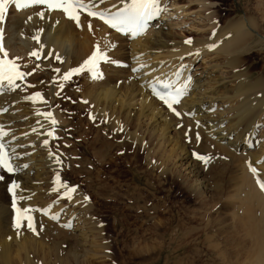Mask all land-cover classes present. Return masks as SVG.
Here are the masks:
<instances>
[{
    "label": "bare ground",
    "instance_id": "bare-ground-1",
    "mask_svg": "<svg viewBox=\"0 0 264 264\" xmlns=\"http://www.w3.org/2000/svg\"><path fill=\"white\" fill-rule=\"evenodd\" d=\"M174 1L176 2V0ZM191 1L199 2L200 5H202L204 8L207 7L208 5L213 4L212 0H191ZM21 2H23V0H21ZM86 2H90L91 4H93L95 10H101L107 12V11H114L118 8H123L125 7L126 4L131 3V0H102V2L101 0H86ZM163 2L164 0H158L159 9L163 8ZM175 2L173 3V5L175 4ZM10 6L13 14L12 15L6 14L5 21L3 23H0V28L3 29V41H2L3 48L8 52V54L10 55L13 54L12 57L16 59H19L21 56L24 57V55L26 56L33 52H37L39 54V58H37V56H34L36 57V59L31 58L29 60L30 62L36 61L35 65H38L39 63L38 60L44 62V58L47 55L49 56L48 59L57 56V60L58 58L61 59L62 60L61 63L63 64L60 68H56V70L50 75L52 79L56 78L57 75H59L60 77V74H63V72L66 74L72 69L80 68L82 65H84L85 61H87L92 56L97 46H99L100 50L107 55L108 59L104 60V62L106 61V66L103 65L102 62L99 64L100 61H98L97 63V68L99 66L105 68V70H103L102 73V70H100L101 68L99 67V71L97 72L96 75L97 78L98 77H102V78L101 79L99 78V82L96 81L97 83L95 82L94 84H91L92 83L91 82L90 83L91 87L89 86L90 88L86 87L87 88L86 89L82 86L83 87L82 93H84V97L87 100V102L91 103L92 106H94L93 107L94 112L95 110H97L96 114L98 116H96L97 117L96 119H99L100 117V119L102 118L103 119L102 121L105 122L106 128L105 129L102 128V130L106 131L110 129V132L111 131L114 132L113 131L114 128L117 127L115 132L117 131L119 135L120 134L127 135L126 136L127 138L118 142L117 140L115 141V139L114 140L111 139L114 138V136L109 137V134L111 133L106 134L105 132H104L105 134L103 135H96L95 137H92L93 140L91 143L94 145V147L92 148L91 143H90L91 145L90 144L88 145L89 147L91 146L90 148H92L91 149L92 151L94 150L96 152V155L100 157L99 158L100 160L105 161L110 156L112 157L111 160H113L116 154L119 156L122 155L127 159L128 155L132 153L131 154L132 161L138 164L137 160L140 163L141 161L140 156L146 153L145 155L146 162L142 164L150 165L152 168L156 170V172L159 173V175L158 174L157 175L161 176L163 180H165L166 174L168 173L166 164L170 163L171 161L173 162L172 160L173 158L174 160L177 159V161L180 162L181 166L186 165V169L189 170V173H192V176L195 178L196 181L199 178V176L202 175L203 169L200 166L201 164L199 163L200 160H198L196 156L197 154L192 153L191 151L186 149V147L183 146V143L181 142V139L183 137L189 138V139L187 138V140L183 138L186 141L190 140V138L191 139L193 138V143L194 141H196V139H194L195 137L198 138L199 136H201L203 140L204 138H206V140L208 139L207 140L208 144L204 143L203 141L202 142L207 147L212 146V148L211 147L209 148V151L210 149H213L215 147L214 148L215 150L218 149L220 151L223 150L227 152L230 156L238 155L237 152L240 150H242L241 152H244L242 157H241L242 153L241 154L239 153L240 161L242 159L243 161L242 166L243 164L244 166L242 169H239L242 170V173L240 174L239 177H237L240 182L238 190H240L241 194L243 195L241 196L242 198L240 199H242L243 201L242 203L244 205V209L248 218L254 219L255 222L254 233L258 238V249L253 259L254 263L251 262L249 264H264V244H262L264 242L263 241L261 242L262 238H264V234H262L264 228H262V225H260L261 227L258 226V223L263 224L262 222H264V192L257 188L255 182L256 178L264 182V167H263L264 157H262L261 154L253 156V154L246 151L247 148L251 146V140L249 139V137H246L249 135V133L246 136H242L241 135L242 131H239L237 129V127L242 122L241 119L242 115L240 116V114L242 113H239L240 109L236 108L238 110L237 111L238 113L233 115L235 116V118L234 117L233 118L236 120H234L235 122L231 124L232 121L231 119L230 121L231 126L229 123H227V125L229 124V127L223 125V123L225 122H223L222 118H219L214 123L213 122L208 123L209 122L208 121L207 122L208 124L206 126H203L205 125V123H203L202 125L201 121L204 119V116L202 115L203 114L202 108L204 107V105H202L203 104L202 102L204 100L203 98H198L197 96L196 99L193 97L192 94L194 93L193 91H191V88L194 85V82H192L193 84L190 85L189 81L187 79H185L184 81L183 79L184 77L177 72L178 70L177 68L179 64H181L179 62L180 56H182L183 54L187 55V53H191V56L193 58L197 55L199 56L200 53H206L207 52L206 50L209 49L210 51L211 49L215 50L216 57L220 56L225 58L227 56L228 58H231V59L226 58L227 60L225 59L226 64H228L229 68L235 67L232 65L234 64V60L236 59V57L237 56L239 57L241 53L247 52L248 50L253 48L251 43L254 41L253 38L254 35L257 37V39L259 36H261L259 41L255 42L256 44L260 45L261 43H264V35L262 34L257 35L253 33V28L256 27L255 22H253L249 18L243 19L242 17H239L237 19H230L224 25L221 24L217 25V21L215 20V17H213L210 19V23L214 27V29L211 34L212 35L211 38L209 37L210 40L209 41L206 40L207 42H205L204 40H196V42H193L192 44H188V43L182 44L183 41L171 42L170 39H172L173 37H171V34L168 33L167 35H164V37H166L165 41L161 40L162 39L161 37H158L160 40L155 43L157 44L156 45L157 47L155 46V50L157 52L166 50L167 45H170L168 46L169 50H166V53L168 54L165 55L167 57V60L164 61V65L161 67L157 66L158 68H156L155 66V69L153 70L152 73L150 72L148 73V75L146 74L148 76V77L145 76V78L147 77L146 80L141 79L139 82V80L134 79L132 80V84L130 87H127L126 84H125L126 86L124 87V85L120 86V84L119 86H117L116 81L117 79H119V77L125 76V73L128 72L126 62L122 64H118L117 62L118 60L126 59L125 50L123 49L121 43L120 45H118L119 44L118 41H120L121 38L123 39L126 37H123L115 32H111V30H109L108 27L105 26L99 19L90 17L82 12L80 14L79 26H77V23L74 20L69 19L63 11L47 9L48 8L47 4H32L22 9H17L14 3L11 4ZM160 11H159V15H160ZM41 13L43 14L42 16ZM212 16L213 14H211V17ZM57 20H58V24H55ZM159 20H160L159 17H157V21L148 25L150 26L154 24L156 25L158 24ZM89 25H91V27H89ZM159 25H161V23H159L158 26ZM160 29L161 28H159L158 30ZM108 34L109 36H107ZM142 34L143 33H141L140 31H138L137 34H135V36L131 34L130 37H133L135 39V41L132 42L133 43L137 42L139 45V42H141V39L144 37L142 36ZM18 35H19V42L18 41L17 42L19 43V45L17 46L18 43H16L15 46H13V42H14L13 39H15V37L17 38ZM36 36L39 37V41L34 39V37ZM0 58H3L2 52H0ZM157 58L158 56H154V60ZM51 61H53V59H51ZM43 66H45V64L41 63L40 68ZM166 67H172V68H168L167 69L168 71H165L164 68ZM38 68L37 67L34 69L29 67L19 68L21 72L26 73L27 75H25L23 79L17 80L15 82L17 86L19 85L20 81H22L23 83L24 82L28 83V86L29 88H31V90H26L27 93L29 92L33 93L35 91L34 92L35 94L39 92L43 97L42 100L39 99L33 100L32 97L35 96V94L33 96L26 97L27 98L26 100L29 103L28 108L30 111L28 112V114L31 115L30 116L31 119L29 120V123L26 127V129L27 128L28 129L27 130L25 129V131H23L22 136L26 134L25 136L26 137L30 136L31 140L33 138V141L35 139H38L37 141L35 140L37 144V145L35 144L36 148L30 150V153H28L29 151L27 152L26 150H24L22 147L25 140L24 141L22 140L19 141L16 139L13 140L10 131L7 129V127L6 128L4 127L3 121L0 120V131L7 133L6 136H0V144L4 145V151L8 153L10 157V163L15 169L14 172L11 173L8 172L9 174L15 173L14 178L11 179L9 178L11 180L10 183H8L10 184L9 188L13 183L19 185V187L15 189V200L17 201L19 208L33 209L30 215L33 218V227L35 228V231H32L31 229L28 228L26 220L22 222V226L20 228H17L15 226L16 218L18 214L15 211V209H12L11 207L13 205L14 197H13V193L9 191L10 202H8V204H0V264H30L32 262L33 257L34 258L36 256L39 257V255H41V260L49 259L50 257H55L52 256L54 254L52 246L57 247L58 244L48 245L46 241L48 239H51L50 236L52 234H56V232L58 231L57 229H60L62 227L63 228L68 227V229H70L69 233L70 235H73L72 237L74 238V242H72L71 240L70 241L71 243H74L72 245H74L75 248L73 247L74 248L73 250L70 249V251H67L68 253H66L65 257L64 258L61 257L62 259H60V257L59 259L56 257L57 260H54L55 262L59 263L60 261V262H64L65 264H69L71 260L70 258L72 257L74 258L73 261L76 262L75 264H96V263L104 262L103 259H105L106 256L108 257V255L104 254L105 256H102L101 254L104 253L102 249L103 246L107 243L102 242L103 239L102 241H100L101 237L98 238V236H101L99 230H92L97 232H94L95 236L93 238L91 237L92 239L90 240L89 244H86L87 236L84 237L86 232L83 233L81 231L83 234H79V233L74 234L73 232H71L80 229L77 227L78 223H82L83 225H85L83 229H87L90 231V228L93 225L90 224L91 222L89 220L87 211H90L91 208L88 204L85 203L84 195H81L82 192L81 193L80 191L78 192L77 189H75V191L72 192L70 195L66 194L68 192V189L74 187L73 185L68 184L67 180L64 181L62 180L63 174L59 173V171L57 173V169L59 168V165H61V163L56 161L61 157H59L57 154L55 155V153H53V150L50 148L49 145L50 143H54L53 140L56 138V135H58V133L62 135L63 131H65V128H67V125L64 123L65 120L59 116L58 111H55L51 108L47 109V107H50L51 103H48V106H46V103L43 101L46 98H49L48 99L49 102H52L53 99L55 98V95H57L58 93L57 90L59 89L60 85L56 88V90L50 89L49 92L47 91L43 92L47 84L46 80L48 78V74H45L43 70H38ZM152 68H154V66ZM57 69L59 71H57ZM172 69L174 70L171 72V74L170 73L168 74L167 72L171 71ZM84 71L86 72L85 75H89L90 77H92L91 81H93L96 78V77L94 78L93 72L88 70V68H85ZM129 72L130 75L128 77L132 75V70H129ZM234 75L236 77L234 79L235 80L239 79V80L235 81L236 83L232 88L231 94L227 93L228 86L226 83H223L221 85V89H222L221 91H224L222 92L224 94L222 95L223 102L229 98L231 99L241 94L245 95L248 92L260 93L261 96H264L263 79H255L253 82H247L244 78H238L240 76L239 74L236 73ZM231 76L234 77L233 75ZM84 77L85 76L81 78ZM62 78H64V75L62 76ZM165 81H170L172 83L173 88L181 85H183L185 88V93L184 96L182 97L183 101L181 100L176 106L173 105V108L176 110V112L180 113L179 116H177L176 112L172 111V109H170L168 105L164 103L163 100L155 98L153 95L158 83ZM83 85L86 86L85 83H83ZM68 86L69 85H67V88ZM4 88L13 89L14 87L8 85L7 82H4ZM186 89L188 91H186ZM74 92H76V90L73 91V94H75ZM82 93L80 92V94ZM2 98L4 99V96L3 97L0 96V102H2L1 101L3 100ZM14 98L16 99V97ZM6 99H8V97H6ZM12 100L11 102H9V104L13 103ZM19 100L16 101L19 102ZM21 100H23V98ZM187 100L188 102H186ZM5 104H7V102H3V105L0 106V116H1V111L5 108ZM255 104L256 101L253 100L252 105L254 106ZM15 105L16 104L12 105L13 109L16 107L24 108L23 103L22 104L19 103V105L17 106ZM39 105H41V107H39L40 110L33 112L32 108L34 106H39ZM162 108L167 109L166 112H164L165 114L161 113ZM23 110L24 109H22V111ZM25 112L27 113V110ZM49 112L52 113L51 118L47 117L46 115ZM16 116L18 117V115ZM20 116L22 115L20 114ZM230 117L232 118V116ZM11 118L13 119V116ZM53 118L57 121L56 124H51L52 123L51 120ZM5 120H9V119H4V121ZM226 122H229V120L227 119ZM68 125L70 124L68 123ZM172 126H174V129L176 126V129H180V130H175L174 135L170 137L169 129ZM75 127L77 128V126ZM131 128L132 130H130ZM247 129H249V131L252 133L250 128ZM82 130L80 134L82 133ZM68 131L70 133V130ZM40 132H42V134ZM49 132H53L54 135L53 136L48 135ZM75 134L77 135V133ZM210 139H214V140H210ZM45 141H47V143H45ZM64 141L65 143L66 142L69 143L68 139L63 140V142ZM154 141H156L155 145L152 146ZM166 143H168L167 146L169 145L168 149L167 147H165ZM142 144L144 145L143 148H142ZM95 147H97L96 150ZM262 150L263 151L261 152L259 151V152L264 153V149ZM93 153L94 152L90 154ZM152 156H156L155 162L151 161ZM249 164H254L255 169H257L256 174L250 173L248 171L247 167L249 166ZM120 166L121 168H124V170L119 171V173L121 174L125 172L131 173V177L128 183H124L123 185L117 175L113 176L110 171L107 173L108 169H105L104 166H100L98 172H100V174H102L105 177L104 179L106 180V182H111L110 183L111 186L106 185L108 184L106 182H105L106 184L101 185L102 187L103 186L105 187L104 190L109 188L110 191L118 190L120 192L122 186H125L128 190L127 192L128 193L127 196L129 197L128 199L130 200L128 203L131 204L132 207H134V209L140 214L139 215L140 217L144 216L145 218H147L148 221H151L155 216H157V214L165 213L168 209V206L166 205L165 201L164 202L160 201L162 202L161 204L153 203L154 199L157 198L156 193L161 191L162 189L158 185L153 186L154 180L152 179V177L148 176L147 178H145L146 185L140 187L139 179L141 176L138 174L140 171H136L134 168H132L131 164L121 163ZM145 171L146 169L142 170V172ZM260 171L261 174L259 173ZM30 172H32V174H30ZM174 174L175 173H171L169 175L171 180H173ZM151 175L153 176V178L156 177V174L155 175L151 174ZM57 176H59L60 178L59 183L57 182L56 179ZM166 181L167 180H165V182ZM197 181H199V179ZM201 182L203 185H205L204 180H202ZM57 183L58 185H56ZM61 185H65L67 187H63ZM96 187L95 186L94 188L92 187L94 191ZM140 188H145V191L151 196L150 197L143 196L142 195L143 193L141 192ZM99 189L102 190V188ZM105 192L107 193V191ZM116 193L119 194L117 191L114 194ZM94 194H96V192H94ZM99 194L102 197L103 192L102 195L99 192L98 196ZM105 194L103 196H105ZM117 194L116 196L115 195L110 196L113 197L114 199L112 200V203H118V201H120L118 200ZM46 196L48 197L52 196V197L50 198V200H47L46 202L45 200H43L44 201L43 202L41 199L45 198ZM64 199H67L68 202H70V205H74V207L68 208V205H63L62 201ZM63 208H65L64 211ZM58 219L60 220L57 222ZM170 220L172 219L168 220L169 223L165 222L166 220L164 221L163 219L162 220L158 219V222H155L154 220L152 221V223L151 222L148 223L146 226L150 227V231H151L150 236L157 235L162 238H165V236L167 235L169 236L170 234L168 233L169 227L165 228V226L166 224L168 225L172 222ZM94 226L93 229L97 228ZM161 226L162 228L165 229V231L164 230L161 231L162 229V228L160 229ZM143 230L144 228L141 229L142 232ZM183 235H184L183 233L181 234L177 232L172 235V240L180 238ZM210 240L211 239L208 238L209 242ZM226 240H228V245L232 248L233 244L231 243V240L228 239V237ZM184 243L186 244V242ZM210 244L214 247V245L211 242ZM77 245L78 247L79 246L81 247L78 248L76 247ZM85 245H88V248H85L86 250H83L84 249L83 247ZM217 246H215V248ZM153 247H147L145 245L140 249L137 250L134 249L133 251H130V254L132 252L133 255H136L140 252L147 253V251H149V253L151 251L152 253ZM190 249L191 246L187 244L186 245L183 244L181 247L180 245L179 246L173 245L172 247L168 246L167 248L164 247L159 248V253L167 252L168 255H172V253L174 252L181 251L183 256H185L184 254H186V251ZM197 250L198 248H195V251ZM229 250L230 249L228 248L225 251L222 250L223 253L221 251H218L221 252V255H223L224 259L221 257L223 263L227 264V262L224 260L229 258L231 260L228 261H233V263L235 264H248L247 260L243 261L239 256L236 255L233 249L232 252H230L231 254H229ZM106 260H108V258H106ZM44 264H48V262L47 263L45 262Z\"/></svg>",
    "mask_w": 264,
    "mask_h": 264
},
{
    "label": "rangeland",
    "instance_id": "rangeland-1",
    "mask_svg": "<svg viewBox=\"0 0 264 264\" xmlns=\"http://www.w3.org/2000/svg\"><path fill=\"white\" fill-rule=\"evenodd\" d=\"M173 1L174 0H164L163 8L160 9L161 11L159 16L161 17H159L160 20L158 22V24L161 23V25L158 26V24L156 25L154 24L149 26L146 32L142 34V36L144 37L141 39V42H139V45L137 42H134L137 44H134L132 42L135 41V39L121 38L120 41H118L119 42L118 45H120L121 43L123 49L125 50L126 59H124L125 61L118 60L117 62L118 64H122L126 62L128 72L125 73V76H121L119 77V79H117L118 81V82L116 81L117 86H119L120 84V86L124 85L125 87L127 85V87H130L132 84V80L134 79L139 80V82L141 79L146 80L148 77L147 76L148 73L150 72L152 73L153 70L155 69V66L156 68H158L164 65V61L167 60V57L165 55L168 54L166 53V50H169L168 46L170 45H167L166 47L167 49L165 48L166 50L157 52L155 50V46L157 44L155 43L160 40L158 37H161L162 38L161 40L165 41L166 37H164V35H167L168 33L171 34V37H173L172 39H170L171 42L183 41L182 44H187L184 42L188 40L192 41L190 44L196 42V40H204L205 42L209 41L214 29V27L210 23V19L213 17H215V20L217 21V25L220 24L224 25L230 19H237L239 17H242L243 19L249 18L256 24V27L253 28V33L257 35L258 34L264 35V3H263L264 0H262L263 2L261 0L259 1L258 0H212L213 4L208 5L205 8L202 5H200V3L197 1L176 0V2L174 1L175 2L174 5H173L174 3ZM161 12L163 13L161 14ZM7 14L8 15L13 14V12L11 11V6H9V10ZM211 14H213L212 17ZM55 24H58V20L56 21ZM159 28L161 29L158 30ZM107 36H109V34ZM260 37L261 36H259L257 39L255 35L253 36L254 41L251 43L253 48L248 50L247 52L241 53L239 57L238 56L236 57V59L234 60V64L232 65L235 66L233 67L234 69L229 68L228 64H226V60L231 58H228L227 56L225 58L220 56L216 57L215 50L211 49L210 51L209 49L206 50L208 53L205 51L206 53H200L199 56L197 55L193 58L191 56V53H187V55L183 54L182 56H180L179 62L181 64H179L177 68L178 69L177 72L184 77L183 78L184 81L185 79H187L190 85L193 84L192 82H194V85L191 88V91H193L194 93L192 94L193 97L196 99L197 96L198 98H203L204 100L202 102L203 103L202 105H204V107L202 108L203 109L202 115L204 116V119L201 121L202 125L203 123H205V125L203 126H206L210 122L214 123L219 118H222L223 122H225L223 123V125L229 127L231 119L233 121V122L231 121V124L235 122L234 120H236L234 119L235 116H233L236 113H238L237 112L238 110L236 108L240 109L239 113H242L240 114V116L242 115L241 116L242 122L238 126L239 128L237 127V129L239 131H242L241 133L242 136H246L249 133V135L246 137H249V139L251 140V144L253 145L251 147H248L246 151L253 154V156L261 154L262 157H264L263 156L264 153L263 152L260 153L261 151H263L262 149H264V96H261L260 93H256L253 90L255 93L248 92L245 95L241 94L237 97L231 98L232 100L229 98L223 102L222 95L224 94L222 92L224 91H221L222 90L221 85L223 83H226L228 86L227 93L229 94L232 93V88L236 83L235 81L239 80V79L236 80L234 79L236 78L234 75L236 73L240 75L238 78H244L247 82H253L255 79L264 80L263 78L264 77V43H261L260 45L255 43L256 41H259ZM17 38L15 37V39H13V41L15 42V43L13 42V46H15V44L19 42V35L17 36ZM18 45L19 43L17 44V46ZM130 46H132L133 49ZM12 55L13 54L11 55L8 54V58L14 60L19 68L29 67L34 69L36 67L37 68L39 67L38 70H43L45 74H48V78L46 80L47 84L43 92L44 91L49 92L50 89L56 90V88L60 85L59 89L57 90L58 93L57 95H55L53 101L49 102L48 100L49 98H46L43 102L46 103V106H48V103H51L50 107H47V109L51 108L55 111H58L59 116L65 120L64 123L67 125V128H65V131H63L62 135L58 133L59 136L56 135V138L53 140L54 143H50L49 146L53 150V153H55V155L57 154L59 157L62 158V159L61 158L58 159L61 165H59V168L57 169V173L59 171V173L63 174L62 175L63 181L67 180L68 184L73 185V187L77 189L78 192L79 191L80 193L82 192L81 195H84L85 203L88 204L91 208L90 211H87L89 220L91 222L90 224H92L93 226L96 224L94 227H97L93 229L92 226L89 231L87 229H83L85 225H83L82 223H78L77 227L80 229L71 232H73L74 234L77 233L83 234L86 232L84 237L87 236L86 244H89L90 240L95 236L94 232H97L92 230H99L101 236H98V238L101 237L100 241H102L103 239L102 242L107 243L105 244L106 246L105 245L103 246L102 251L104 253L101 255L102 256H105L104 254L108 255V257L106 256L108 260H106V258L105 259L101 258L104 260V262H100L96 264H187V262L188 264H225L223 263V260H221L223 258L221 252L223 253L222 250L225 251L227 250V248L231 250V251L229 250V254H231L230 252H232L233 249L236 255L239 256L243 261L247 260L248 264L251 262L254 263L253 259L258 249V238L254 233L255 222L253 218H248L244 209V205L242 203L243 201L242 199H240L242 198L241 196L243 195L241 194V191L238 190L240 182L237 177H239L240 174L242 173V170L239 169H242L244 166V164L242 166V162H243L242 159L240 161V154L242 153L241 154L242 157L244 153L241 152L242 150L237 152L239 157L238 155L230 156L227 152L223 150L221 151L219 149L215 150L214 149L215 147L213 148L214 150L210 149L209 151V148L210 147L212 148V146L210 147L205 146L204 143L208 144L207 141L208 139L206 140V138H204L203 140L201 136H199L198 138L195 137L194 139H196V141H194L193 143V138L192 139L190 138V140L186 141L188 137H183L186 140L182 138L181 142L183 143V146L186 147V149H188L194 154H197L196 155L197 157L201 156L207 158V160L198 159L200 160L199 163L201 164L200 166L203 169L202 175L199 176L198 178L199 181H197L198 179L195 181V178L192 176V173H189V170L186 169V165L181 166L180 162H178L177 159L174 160L173 158H172L173 162L171 161L170 163L166 164V168L168 172L165 177V180H167L166 182L165 180H163L161 176H158L159 173L156 172L154 168H152L150 165L142 164L146 162L145 159L146 153L142 155L143 157L140 156L141 157V159L139 158L141 160L140 163L137 160L138 164L132 161V156H131L132 153L128 155L127 159L122 155L119 156L116 154L113 160H111L112 159L111 156L108 157L105 161L100 160L99 159L100 157L96 155V152L94 150L93 151L91 150L94 147V145L91 143L93 140L92 137H95L96 135H103L105 133L106 134L111 133L112 135L109 134V137L114 136V138L111 139L113 140L115 139V141L117 140L118 142L127 138L126 137L127 135H121V134L119 135L117 131L115 132L117 127L114 128L113 130L114 132L112 131L110 132V129L106 130L107 132L102 130V128L103 129L106 128L105 122L102 121L103 119L102 118L100 119V117L99 119H96L97 118L96 116H98L96 114L97 110H95L94 112V108H93L94 106H92L91 103L87 102V100L84 97V93H82L83 87L90 88L91 84H94L96 81L99 82V78L101 79L102 77H98V78L96 77L93 81H91L92 77H90L89 75H85L86 72L82 71L81 72L82 75L80 72L77 74L74 73L70 76L69 79L65 80L64 78H62V76L65 75V73L62 71L63 74H60L61 78L59 77V75H57L56 78L52 79L50 75L56 70V68H60L63 64L61 63L62 61L61 59L58 58L57 60V56L51 58L53 59V61H51V59H48L49 56L47 55L44 58V62L38 60L39 61L38 63L39 66H38L35 65L36 61H34L35 63L33 61L31 62L29 61L31 58L36 59V57L32 56L31 54H28L26 56L24 55V57L21 56L19 59L13 58ZM154 56H158V58L154 60ZM101 62L103 63V65L106 66V61L104 62V60H100L99 64ZM41 63L45 64V66L40 68ZM135 66H138V68H143V69L133 70ZM153 66L154 68H152ZM99 67L101 68L100 70H102L103 73V70H105V68L101 66ZM99 67L96 69V71L99 70ZM168 68H172V67L164 68L165 71H168L167 70ZM174 69H172L167 73L171 74V72ZM129 70H132V75L130 77H128L130 75ZM188 73L190 75L189 77H187L186 75ZM231 75H233L234 77H232ZM83 76L85 77L81 78ZM145 76L147 77L145 78ZM190 78H192V80ZM86 80L88 83L86 82ZM83 83H85L86 86H84ZM67 85H69L68 88ZM26 90H31V88H29L28 83L25 82L23 83L22 81H20L19 85L14 87L13 89H7L6 91L7 93L6 94L4 93L1 96V97L4 96V99L2 98L3 100H1L2 102H0L1 103L0 106L3 105V102H7V104H5V108L1 111L0 120L3 121L4 124L3 123L2 124L4 125V127L5 128L7 127V129L10 131L13 140L14 139L19 141L25 140L24 141L25 144L23 143L22 148L27 152L29 151L28 153H30V150L36 148L37 145L36 141L38 139H35L36 141L35 140L33 141V138L31 140L30 136L29 137L25 136L26 134L22 136V133L23 131H25L29 123V120L31 119L30 117L31 115L28 114V112L30 111L28 108L29 103L27 102L26 97L33 96L35 94L34 93L35 91L33 93L31 92L27 93ZM75 90L76 92H74L75 94H73V91ZM80 92L82 94H80ZM6 97H8V99H6ZM14 97H16V99ZM21 97L23 98V100H21L22 99ZM5 99L8 101H6ZM11 100L13 101V103L9 104ZM16 100H19V102ZM253 100L256 101V104L254 106L252 105ZM186 102H188V100ZM19 103L20 104L23 103L24 108L16 107L13 109L12 105L16 104L15 106H17L19 105ZM10 105L12 106V108ZM39 107H41V105L34 106L32 108L33 112L39 111L40 110ZM22 109L24 110L22 111ZM26 110L27 113L25 112ZM166 110H167L166 108H162L161 113L165 114L164 112H166ZM20 114L22 116H20ZM16 115H18V117ZM12 116L13 119L11 118ZM230 116H232V118ZM226 118L229 120V122H226L227 120ZM4 119H9V120L4 121ZM68 123L70 125H68ZM227 123L229 124L227 125ZM75 126H77L78 129ZM247 128H250L252 133ZM68 130H70V133ZM81 130L83 133V134L81 133L82 135L80 134ZM130 130H132V128ZM175 130H180V129H176V126L175 129L174 126H172L169 129L170 137L174 135ZM40 133L42 134V132ZM75 133H77V135ZM20 134L22 137L20 136ZM253 135H255V138ZM62 139L63 140L68 139L69 143L67 142L65 143V141L63 142ZM255 139L258 142L257 144L254 143ZM210 140H214V139H210ZM155 142L156 141L153 142L152 146L155 145ZM90 143L92 144V148H90L91 146L89 147L88 145ZM167 144L168 143L165 144V147H167L168 149L169 145L167 146ZM97 147H95V150ZM143 147L144 145L142 144V148ZM92 152H94L95 154L94 153L90 154ZM151 158H152L151 159L152 162L156 161V156H152ZM121 163L131 164L132 168H134L136 171H140L138 173L141 176L139 179L140 187L146 185L145 178H147L148 176L152 177V179L154 180L153 186L158 185L159 187H161L162 190L156 193L157 198L154 199L153 203L161 204L162 202L165 201L166 205L168 206V209L165 213L157 214V216H155L151 221H148L147 218H145L144 216L140 217L139 216L140 214L134 209V207H132L131 204L128 203L130 200L128 199L129 198L127 196L128 190L125 186H122L120 192L118 190H113V191L111 190L113 192L112 193L109 188H107L109 190L107 189L104 190L105 187L103 186L104 187L103 188L101 185L108 183L106 185L111 186L110 185L111 182H106V180L104 179L105 177L102 174H100V172H98L100 166H104L105 169H108L107 173L110 171L113 176L117 175L121 180L122 185L124 183H128L131 177V173L129 172L128 173L125 172L122 174L119 173V171L124 170V168H121L120 166ZM247 168L249 169V167ZM143 169H146L147 172L146 171L142 172ZM171 173H175L173 180H171L169 176ZM259 173L261 174V171ZM12 174H9L6 169L0 167V176L4 177L3 180H0V202H1L0 204H8V202H10V192H9L10 184L8 183H10L11 178L15 177V173ZM30 174H32V172H30ZM151 174L153 175L156 174V177L153 178ZM202 180L205 181V185L202 184L201 182ZM90 185L93 188L94 186L95 187L97 186L95 188V191ZM99 188H102V190ZM140 190L143 193L142 194L143 196L146 197L151 196L145 191V188H140ZM105 191H107V193ZM116 191L119 193L116 194L118 196V200L120 201H118V203H112V200L114 199L113 197L110 196L113 195L116 196V194H114ZM94 192H96L97 195L94 194ZM97 192L98 193L100 192L101 195L102 192L103 195L105 193L106 194L105 196L102 195L101 197L100 194L98 196ZM51 197L52 196L49 197L46 196L41 200L42 201L45 200L46 202L47 200H50ZM63 201L62 204L68 205V208L74 207V205H70V202H68L67 199H64ZM64 210L65 208H63V211ZM157 218L159 220L162 219L164 221L166 220L165 222H168L169 219H172L170 220L172 222L168 225L166 224L165 226V228L169 227L168 228L169 229L168 233H170L169 236L167 235L165 236V238H162L157 235H151L152 237L150 236L151 234L150 227H147L146 225L150 222L152 223V221L154 220L155 222H158ZM59 220L60 219H58L57 222ZM262 223L263 224L258 223V226L261 227L260 225H262V228H264V222ZM142 228H144L143 232L141 231ZM161 228L162 226L160 227V229ZM57 230L58 231L56 232V234H52L55 236L51 235L50 236L51 239H48L46 241L48 245L58 244L57 247L52 246L54 252L52 256L55 257H50L51 259L49 258V259L41 260V255H39L40 258L38 256H36L35 258L33 257L32 262L30 264H36V263L41 264L43 261L44 262L42 264H44L45 262L46 263L48 262V264H65L64 262L59 261L58 263L55 262L54 260H57V258L59 259V257L60 259L64 258L66 253H68L67 251H70V249L73 250L75 248L74 245H72L74 243H71V241L74 242V238L72 237L73 235H70L69 233L70 229H68V227L67 228L62 227ZM163 230L165 231L164 228L161 229V231ZM177 232L181 234L183 233L184 235L181 236L180 238L172 240V235ZM262 234H264V231ZM227 237L228 239L231 240V243L233 244L232 248L228 245V240H226ZM208 238L212 240V241L210 240V242L214 245V247L210 244ZM263 239L264 238H262L261 242L262 241L264 242ZM183 241L186 242L187 245L191 246V249L186 251V254H184L185 256H183L181 251L174 252L172 253V255H168L167 252L159 253V248H163V247L167 248L168 246L172 247L173 245L175 246L180 245V247L183 244L186 245ZM145 245L147 247H153L154 245V247L152 248L153 250L152 253L151 251L150 253L149 251H147L148 254L146 252H140L136 255H133V253L131 252L132 255L130 254V251H133L134 249L135 250L140 249ZM215 246L217 247L215 248ZM76 247H78V245ZM80 247L81 246H79L78 248ZM83 248H82L83 250H86L85 248H88V245H85ZM195 248H198V250L195 251ZM109 257L111 260L109 259ZM70 259H69L70 260L69 264L76 263L75 261H73L74 260L73 257ZM228 260L231 259L227 258L224 261H226L227 264H235L233 263V261H228Z\"/></svg>",
    "mask_w": 264,
    "mask_h": 264
},
{
    "label": "snow or ice",
    "instance_id": "snow-or-ice-1",
    "mask_svg": "<svg viewBox=\"0 0 264 264\" xmlns=\"http://www.w3.org/2000/svg\"><path fill=\"white\" fill-rule=\"evenodd\" d=\"M102 2V0H101ZM15 4L17 9H22L24 7L30 6L32 4H47L50 10H61L66 16L74 20L79 26L80 14L81 12H85L90 17H99L104 20V23L108 24L109 27L115 29L116 31H132L133 34H137L138 31H143L145 27V23L148 19H151L153 14H158L160 9L158 6V0H131V3L126 4L123 9L118 11L117 13L110 14L108 16L105 15L104 12L94 10V5L90 2H86V0H0V23H3L6 18V14L9 10V6L11 4ZM43 14L41 13V16ZM91 27V25H89ZM37 41H39V37H34ZM3 29L0 28V52L3 53V58H0V86L7 82L8 85L16 87L15 82L17 80H21L24 78L26 73H23L19 70L18 65L14 60L8 58V52L3 48ZM191 40L186 41V43H191ZM33 56H37L39 58V54L37 52L31 53ZM107 55L102 52L99 46L96 47V50L93 52L92 56L85 61L84 65L80 68L72 69L68 73L64 75V79L67 80L74 73H79L88 68V70L93 72L94 78L97 75V63L100 60H107ZM57 71H59L57 69ZM33 100H42L43 97L39 92L32 97ZM160 99L164 101L165 104L168 105L172 111L176 112L173 108L174 103H179V100L176 98L169 99L163 95L160 96ZM47 117L51 118L52 113H47ZM176 115L179 116L180 113L176 112ZM52 124H56L57 121L53 118L51 120ZM6 132L0 131V136H6ZM48 135H54L53 132H49ZM47 143V141H45ZM198 159L207 160L206 157L198 156ZM59 162V160L57 161ZM0 167L7 170V172H14L12 164L10 163V157L6 151H4V145L0 144ZM250 170L253 174H256L257 169L250 166ZM4 177L0 176V180H3ZM57 182L59 183V176H57ZM63 187H67L65 185H61ZM19 185L13 183L9 188V191L13 193V208L17 212V218L15 226L20 228L22 226L23 221H27V226L32 231H35L33 227V218L30 213L33 211L31 208H18L16 207L15 200V189L18 188ZM260 187L264 190V183H260ZM75 191V188L68 189L67 195H70Z\"/></svg>",
    "mask_w": 264,
    "mask_h": 264
}]
</instances>
